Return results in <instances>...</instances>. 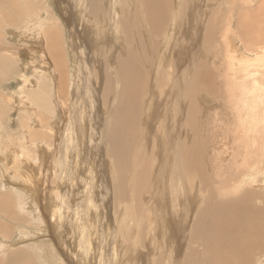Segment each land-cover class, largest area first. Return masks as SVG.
Returning a JSON list of instances; mask_svg holds the SVG:
<instances>
[{"label": "rangeland", "instance_id": "374dc122", "mask_svg": "<svg viewBox=\"0 0 264 264\" xmlns=\"http://www.w3.org/2000/svg\"><path fill=\"white\" fill-rule=\"evenodd\" d=\"M150 2L0 0V264H204L245 192L264 225V0Z\"/></svg>", "mask_w": 264, "mask_h": 264}, {"label": "bare ground", "instance_id": "6f19581e", "mask_svg": "<svg viewBox=\"0 0 264 264\" xmlns=\"http://www.w3.org/2000/svg\"><path fill=\"white\" fill-rule=\"evenodd\" d=\"M150 4L149 6L151 7V10L153 11H156L158 10V3L161 1L163 3V0H150ZM155 3V4H154ZM147 4V3H146ZM61 5V4H60ZM163 6V4H161ZM168 5V4H167ZM165 9V8H163ZM168 11V10H167ZM109 13V12H108ZM150 14V13H149ZM158 14V13H157ZM156 14V15H157ZM80 15V14H79ZM159 16V15H158ZM154 17V16H153ZM58 18V17H57ZM9 21V23H12L14 20L12 18H7ZM5 20V19H4ZM154 20V19H152ZM119 24V23H118ZM159 26V25H158ZM42 29V28H41ZM102 29V28H101ZM36 31L38 32V30L36 29ZM102 31V30H101ZM70 34V33H69ZM38 36V35H37ZM80 41V40H79ZM233 44V43H232ZM61 55V54H59ZM52 56V54H51ZM53 59V58H52ZM57 59V57H56ZM6 60V59H5ZM5 60H2V58H0V64L2 62H5ZM54 60V59H53ZM58 60V59H57ZM72 61V60H71ZM60 63V62H59ZM73 63V62H72ZM6 65H3V66H0V68H5V69H9L10 68V65L8 62L5 63ZM74 64V63H73ZM60 65V64H59ZM131 65V64H130ZM134 67V65H133ZM62 68V66H61ZM59 70V69H58ZM62 74V73H61ZM64 74V73H63ZM62 74V75H63ZM174 78V77H173ZM132 89L136 91V88H133L132 86ZM63 110V109H62ZM171 126V125H170ZM119 132V130H117ZM117 133V132H116ZM118 134V133H117ZM120 143V142H119ZM27 161V160H26ZM25 163V162H24ZM29 163V162H28ZM23 164V163H22ZM26 164V163H25ZM38 165V164H36ZM23 167L25 165H22ZM22 167V168H23ZM21 168V169H22ZM32 169V168H31ZM34 169V168H33ZM20 170V169H19ZM25 171V172H23ZM31 171V170H30ZM19 176H24V174L26 173V169L24 170V168L21 170V172L19 171ZM17 173V174H18ZM33 173H34V170H33ZM16 174V176H17ZM28 174V173H27ZM26 176L30 179V173ZM34 175H36V173H34ZM21 176V177H22ZM61 176V175H60ZM14 177V176H13ZM25 177V176H24ZM25 180H26V177H25ZM28 181H31V180H27V182L25 181V183L29 186L30 183ZM23 182V181H22ZM36 182V181H35ZM204 183V182H203ZM33 185V184H32ZM34 186V185H33ZM36 186V185H35ZM250 193L248 192H245L242 196L238 197L240 200L238 202V204L236 203V199L237 198H230L232 202L236 203L235 205L232 204V206L230 205V207H225L227 204L228 201L225 202V206L224 208L220 209L219 208V211L213 215H219L218 218L220 219H215L212 221L211 225L209 226V230L213 231L215 234H212L211 237H209L208 235V239L207 241L206 240H203V242L208 245L209 247H211L210 249H216L217 247L219 246H226L225 248H227L228 250H231L229 252H225V251H222V250H218V252H216L215 254L214 251L213 253H211V250L210 253L212 256L209 255L208 253V258H206V260L204 261V264L205 263H211V264H217L215 262V260L213 259L214 256H217L216 259H218L219 261H221L220 263H227L226 261L228 262H232L231 264H250L253 262H255V264H263L262 260L264 255L261 256L262 258L261 259H257L259 256H256V259H254L255 257V251L257 253V251H263L262 254H264V225L260 223V221L262 222L263 221V217L262 215H260V213L258 212V210L252 206H244L242 205L243 204H247L249 199L250 198ZM248 199V200H247ZM226 200V199H225ZM247 200V201H246ZM224 201V200H222ZM230 202V200H229ZM245 202V203H244ZM247 202V203H246ZM221 203V202H220ZM255 205V204H254ZM242 206V207H240ZM251 207V208H249ZM240 208V209H239ZM216 209V208H215ZM218 209V208H217ZM211 211V210H210ZM216 211V210H215ZM249 211H251L249 213ZM256 214V215H255ZM260 221H259V220ZM208 223V222H207ZM201 224H205V223H201ZM208 225V224H206ZM205 226V225H204ZM216 226H219V228H217ZM208 228V226H206ZM250 227H254L251 230ZM256 227H259V228H256ZM245 228L249 229V238L246 236L245 234ZM246 229V231H247ZM261 232H259L258 230ZM244 230V231H242ZM210 233V231H209ZM206 236V235H205ZM247 237V239L245 240V238ZM1 239V238H0ZM245 240V241H243ZM1 241V240H0ZM7 241V240H6ZM5 242V241H4ZM4 242H2L4 244ZM202 242V243H203ZM242 242V243H241ZM243 244H245L247 248L242 246ZM205 245V246H206ZM241 247L243 249H241ZM224 248V247H223ZM232 248V249H230ZM235 248H237V250H235ZM257 248V250H255ZM250 249H253V252L252 254H250L251 251H249ZM226 250V249H225ZM203 251V250H202ZM206 250V252H209ZM15 254L14 253V257H15ZM249 254H250V257H249ZM233 256H236L233 258ZM253 256V257H252ZM12 256H9V258H11ZM200 257V256H199ZM200 259V258H199ZM226 260V261H225ZM198 261V260H197ZM253 261V262H252ZM59 264V263H58ZM230 264V263H229Z\"/></svg>", "mask_w": 264, "mask_h": 264}]
</instances>
